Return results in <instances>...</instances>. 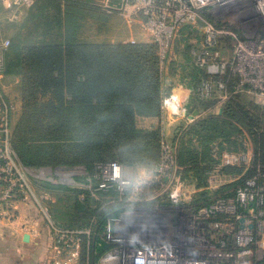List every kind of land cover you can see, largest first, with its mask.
I'll list each match as a JSON object with an SVG mask.
<instances>
[{
	"label": "built area",
	"instance_id": "1",
	"mask_svg": "<svg viewBox=\"0 0 264 264\" xmlns=\"http://www.w3.org/2000/svg\"><path fill=\"white\" fill-rule=\"evenodd\" d=\"M37 1L0 0V3L13 9L16 23L24 24ZM89 3L103 14L141 23L157 46L162 65L187 29L199 31L202 41L192 54L205 78V94L264 96V0H89ZM235 21L240 23L243 35L233 28ZM11 47L12 38L3 34L0 27V217L14 220L16 203H34L51 233L56 264H78L83 235L91 232L73 230L53 218L12 144L15 108L2 90ZM224 49L231 51L230 58L223 57ZM163 108L177 117L185 114L174 93L163 98ZM189 128L180 126L174 144L163 148L164 168L151 183L137 184L117 161L95 168L93 190L115 192L118 201L127 205L121 216L111 217L104 225L103 240L118 247L103 264H264V167L260 164L256 166L257 174L230 195H214L205 204L178 208L182 215L170 216L168 222H159L146 233L130 230L131 227H127V232L119 230L130 214L139 209L144 195L156 186L169 191L166 195L173 208L180 204L185 182L177 154ZM224 157L232 165L240 159L228 153ZM241 158L247 169L255 168V153L243 154ZM218 174V170L210 172L212 185Z\"/></svg>",
	"mask_w": 264,
	"mask_h": 264
},
{
	"label": "rangeland",
	"instance_id": "2",
	"mask_svg": "<svg viewBox=\"0 0 264 264\" xmlns=\"http://www.w3.org/2000/svg\"><path fill=\"white\" fill-rule=\"evenodd\" d=\"M13 13L11 7L0 3L2 33L13 40L5 73L10 62L28 57L31 48L66 45L71 39L81 44L153 45L150 34L141 23L109 16L92 8L64 3L58 8L51 6L48 0H38L24 24L16 23ZM262 27L264 31V23ZM233 28L243 35L239 22L235 21ZM201 38L199 31L187 29L176 41L165 63H160L162 77L168 69L170 89L180 81L193 83L194 74L201 75L192 54L201 44ZM147 41L151 43H145ZM155 56L160 60L158 51ZM22 92V118L13 130L14 145L26 163L22 164L29 170L44 206L54 219L73 230L91 232L83 235L78 264H103L109 253L118 247L103 240L104 225L111 217L121 216L127 205L120 203L114 194L93 190L95 170L91 172L88 165L80 161L89 154L88 148L81 147L85 141V127L77 123L70 125L66 112L52 109L49 102L59 97L39 88L32 90L29 86L27 91L23 77ZM227 101L226 110H216L198 126L190 127L178 150V165L184 168L182 180L185 182L180 204L173 208L166 195L168 190L156 186L144 195L139 209L130 214L119 230L127 232L131 227L130 230L146 233L159 222H168L170 216L182 215L178 208L205 204L214 195H230L248 180L245 160L241 156L254 153L257 135L264 136V96L238 93ZM230 103L233 106L230 107ZM161 116L162 112L152 117ZM247 119L251 120V125ZM141 122L144 121H136L135 126L136 130L142 131L140 134L134 131L124 133L118 128L114 132L107 131L108 140L100 151L103 157L94 164L95 168L117 160L124 166L126 175L135 180L141 171L147 173L144 183H151L158 177V171L164 168L163 148L174 144L180 126L172 128L170 134L161 122L153 126ZM226 153L240 156L239 161L230 164L224 157ZM214 170L219 174L212 185L209 176Z\"/></svg>",
	"mask_w": 264,
	"mask_h": 264
},
{
	"label": "trees",
	"instance_id": "3",
	"mask_svg": "<svg viewBox=\"0 0 264 264\" xmlns=\"http://www.w3.org/2000/svg\"><path fill=\"white\" fill-rule=\"evenodd\" d=\"M48 1L58 8L64 3L95 9L89 0ZM155 51L158 49L154 44H81L71 39L66 45L31 48L28 57L10 62L6 73L21 75L27 91L29 86L59 97L49 103L52 109L67 113L70 125L77 123L85 127L81 147L88 148L89 154L80 161L94 172V164L103 157L100 151L108 140L107 131L114 132L118 128L124 133L140 134L142 131L135 129L137 118L158 116L162 112V71ZM247 121L252 124L250 119ZM257 137L255 168L247 169V179L257 174V165L264 167V136ZM12 144L20 161L26 165L13 137Z\"/></svg>",
	"mask_w": 264,
	"mask_h": 264
},
{
	"label": "crops",
	"instance_id": "4",
	"mask_svg": "<svg viewBox=\"0 0 264 264\" xmlns=\"http://www.w3.org/2000/svg\"><path fill=\"white\" fill-rule=\"evenodd\" d=\"M106 43L115 44V42ZM145 43L149 44L151 41ZM222 54L225 58L231 57L229 49H224ZM200 74L199 76L194 74L193 83L180 81L178 85L170 89L171 77L167 69L162 77V96L164 98L173 93L176 94L185 109V114L179 117L174 116L169 110L164 109L162 104V116L160 118L140 117L137 121L143 120L144 122L141 124L152 126L161 122L162 126H165L167 132L171 134L177 126H198L205 117L214 111L226 110L227 100L235 95L217 94L214 97H209L203 91L205 78L202 72ZM2 90L5 98L15 108L12 115V128L15 130L21 121L24 107L22 77L17 74L5 73ZM38 194L41 197L39 192ZM15 210L17 213L14 220H6L0 217V264H56L57 255L51 245V233L34 203L18 202L15 204Z\"/></svg>",
	"mask_w": 264,
	"mask_h": 264
},
{
	"label": "clouds",
	"instance_id": "5",
	"mask_svg": "<svg viewBox=\"0 0 264 264\" xmlns=\"http://www.w3.org/2000/svg\"><path fill=\"white\" fill-rule=\"evenodd\" d=\"M146 178H147L146 172H143V171L139 172L136 177L137 184L142 186Z\"/></svg>",
	"mask_w": 264,
	"mask_h": 264
}]
</instances>
